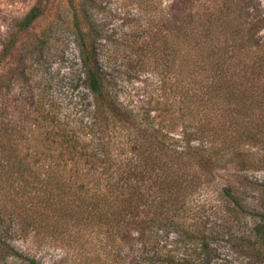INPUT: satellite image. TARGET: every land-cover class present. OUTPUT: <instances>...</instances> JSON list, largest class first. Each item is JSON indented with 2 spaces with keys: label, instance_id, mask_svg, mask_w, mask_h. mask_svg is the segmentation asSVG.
<instances>
[{
  "label": "trees",
  "instance_id": "trees-1",
  "mask_svg": "<svg viewBox=\"0 0 264 264\" xmlns=\"http://www.w3.org/2000/svg\"><path fill=\"white\" fill-rule=\"evenodd\" d=\"M45 1L15 22L0 59ZM69 4L81 96L42 103L28 131L0 107V264H212L209 216L234 211L246 172L264 169L262 0H171L165 13L137 0L155 14L145 37L163 72L156 97L125 100Z\"/></svg>",
  "mask_w": 264,
  "mask_h": 264
},
{
  "label": "rangeland",
  "instance_id": "rangeland-1",
  "mask_svg": "<svg viewBox=\"0 0 264 264\" xmlns=\"http://www.w3.org/2000/svg\"><path fill=\"white\" fill-rule=\"evenodd\" d=\"M72 1L84 10L88 25L95 30L99 58L115 78L120 98L125 100L142 88L156 97L160 92L158 75L163 69L157 51L156 55L152 52L155 40L145 37L156 35L158 26L154 21L149 23L155 14L140 11L137 0ZM161 1L164 13L169 11L171 0ZM35 2L0 0V54L16 30L15 22ZM69 2L45 1L43 13L18 34L9 53L0 59V107L7 106V118L16 130L28 131L30 122L40 119L42 103L69 104L81 96L83 66ZM162 25H168L165 18ZM246 175L249 183L239 193L235 210L226 215L214 213L207 221L214 231L210 241L216 250L212 264H264V169ZM212 202L221 211L228 206L215 194Z\"/></svg>",
  "mask_w": 264,
  "mask_h": 264
}]
</instances>
